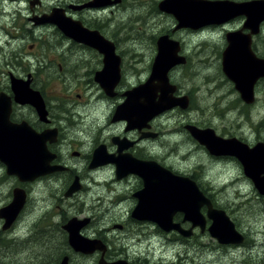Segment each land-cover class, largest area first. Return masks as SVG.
I'll return each instance as SVG.
<instances>
[{"label": "flooded vegetation", "instance_id": "obj_1", "mask_svg": "<svg viewBox=\"0 0 264 264\" xmlns=\"http://www.w3.org/2000/svg\"><path fill=\"white\" fill-rule=\"evenodd\" d=\"M90 1L92 0H58L50 5L49 2L45 0H0V95L6 96L8 101H10L9 121L11 123L25 121L36 133H42V131L46 129H56L57 132H51L49 135L46 146L48 151L54 155V159L50 162V166L59 167L52 173L38 177L33 181L21 182L14 176H8L5 167L0 163V209L6 207L12 201L16 189L23 191L25 194V203L22 210L15 219L11 221L7 228H5L6 220L0 217V264H59L66 255L63 254L62 256L60 255L54 258V256H48L46 251L39 254L33 253L30 249L34 242V245L39 248L41 241H53L55 239L53 233L55 227H58V233L63 238L65 245L69 248L67 233L63 228L69 219L66 220L62 212L54 213L45 209L38 211L34 210L35 207L31 203L32 197L36 195L38 191H48L52 188L59 189V191L61 190L62 196H57V200L60 204L64 205L66 202L75 200L78 196L81 197L82 193L86 192V190L89 192L91 188L102 187L105 186L104 184L112 186L111 189H109L110 191L108 190L112 195L115 194L118 198L122 196L124 197L123 199L130 200L132 203L127 222L125 224L113 226L123 232V240H127L126 243L133 242L137 244L141 241L146 242L153 234V237L157 240L158 248L161 246L164 251L174 250L175 248L178 250L174 254L177 262H165L161 260V257L158 261H152L149 258L152 252L149 249L148 253H146V255L149 254L148 258L143 255L131 256L127 253L120 255V253L111 252L108 243L109 238L105 239V237H103L101 240L96 238L97 234L96 236L90 235L89 239H98L105 246L103 258L107 263L124 260L129 264H187V262H191L192 260L189 254L197 249L192 244V239L198 235L197 232L202 235H208L210 237V242L215 243V247L217 248H234L241 246L244 248L246 245L250 247L251 244L248 242L246 244V235L244 233H239L236 229L235 230L243 237L241 243H219L208 232L210 226L209 220H207L203 231H201L199 227H195L192 229V233L189 236L182 235L175 230L166 232L150 221L135 220L131 217V213L137 203L136 195L141 192L144 187L142 179L133 173L118 178L114 163L109 162L98 165L99 161L96 158L93 163L94 167H89L92 163L93 156L99 149L102 157L121 159L130 156L138 161L153 162L168 170L174 176L188 178L193 181L203 195L209 199L213 208L219 209L216 206V193L210 187L214 177H207L209 173L205 174V166L199 161H197L196 166L192 168L173 164L169 157L177 149L181 156L194 154L196 157H204L214 164L224 167L229 174V184L249 182L253 186L252 182L244 175L243 169L235 157L211 155L204 146L200 145L191 137L190 131L186 127L192 126L200 130L209 129L222 139L236 138L251 148L257 143L264 144V117L259 120L253 118L250 120L251 129L248 130L252 135L249 137L250 140L238 137L234 134H228V132L233 131L227 128L220 129L218 126L214 125L217 124V121H222L225 115L223 113H213L211 106L207 107L206 111L209 114L210 121H213V124L209 121L191 120L189 116L184 117L188 110L192 109L194 105L193 95L182 89L178 79L183 75L184 68L189 64V54L192 51L197 54L198 65L202 64V66H205L209 61H213L212 65L215 67L216 77L209 78L206 76L208 79L206 84L212 85L210 89H216L215 92H209L214 100H217L219 104L222 103V106L235 103L244 106L245 109L248 107V109L253 110L252 108L256 106L259 100L264 101V78H259L253 86V101L250 104L245 103L240 93L236 90L234 83L231 82L222 71V55L229 45L227 40L228 34L241 31L239 33L240 37L245 38L248 35L250 36L247 42H243L244 45L249 46L256 58L264 60V21L260 24V31L258 34L251 35L248 29L243 28L245 17L235 18L228 23L220 25L223 32L217 34L215 43H210V39L206 36H202L201 32L208 28L216 27L206 26L197 30H175L176 21L172 17L173 24L171 28H169V32L167 30L158 37H152L147 42L148 58L145 59L147 52H142V50L137 48H129L128 39H126L125 42V39L121 38L119 34L113 35L105 32L101 26L106 29V22L93 24V20L99 18V15L102 17L106 9L118 7L124 0H109V4L104 7L77 8L86 6ZM161 1H153V5L157 10L158 4ZM228 1L241 4L264 2V0ZM54 9L62 10L66 17L79 22L85 29L98 31L105 41L112 44L114 54L118 58L117 66L119 76V82L116 87L113 88V92L110 91L109 94L106 93L100 83L96 81L98 76L108 80L106 74L101 76L104 67V57L100 51L94 47L67 38L56 26L49 22H43V17L50 15ZM229 24H232L233 27H224ZM35 30H37V32H35ZM193 34H195L193 41L187 44L184 41V37ZM162 36H168L169 39L178 42L179 50L176 54L177 57L181 58L184 62L172 67L167 72V77L169 84L175 88L173 96L176 99L186 98L188 100V107L186 109L175 107L170 111L156 115L153 119L148 121V128L127 130L126 122L114 121L113 117L115 110L125 100L124 95L126 92L139 87L148 79L153 60L157 53V40ZM55 39L56 44H50L52 48L49 47L47 42ZM136 39L137 38H135V40ZM135 40L132 42L133 44L136 43ZM138 43L142 44L143 39L139 38ZM34 47L40 48V53L38 52L36 54L40 57V60L33 53ZM135 49L137 53L133 52ZM49 55H52L54 58L50 59ZM34 57H36L35 62H33ZM141 62L143 65H141ZM33 65H35V68H33ZM50 68L56 72L57 75L55 76H57V79L60 81L62 80L66 87L62 94L65 104L69 103L73 105L74 109L80 105L83 107V110L87 105H92L93 115L103 114L104 119H106L105 129L107 132L101 134V132H95L96 130L92 129V135L89 140L90 147L88 150H71L70 145L73 143L70 142L67 143V146H64L66 141V133L64 130H70L72 127H76L73 126L76 125V118L72 115V111L67 110L68 105L66 106L64 104V106H59L60 104H58V106L52 107V104L47 100L48 97L44 91L45 87L43 86L48 83V71L51 70ZM139 72L141 73L140 79L137 78ZM42 73L45 74L42 75ZM135 77L136 80H133ZM12 80H18L20 82L28 81L30 89L40 94L48 112V123L40 122L36 112L29 105H19L14 102L13 93L11 91ZM159 95V92H156V101H158ZM212 97L210 99H212ZM175 113L176 115H174L172 121L168 122V125L173 124V127L163 131L160 124L161 120ZM235 113L237 117L242 115L243 118H245L243 113L239 111ZM255 113L256 110L253 114ZM198 122H202V125L198 124ZM102 126H104V124ZM162 132L168 134L167 136L170 138L169 141L163 142L166 136H164ZM238 132L243 131L239 130ZM162 151H164L163 155L165 156L162 155ZM66 152H70V157L64 156ZM70 160H74V162ZM75 162L81 164L84 170L83 173H80L77 167H75ZM237 169L240 173L236 172ZM86 176L90 177L88 187L83 181ZM99 176L105 177L106 180L104 179V181H102L104 184L96 182ZM76 179L78 190L70 196H66L68 189ZM255 191L257 192L256 189ZM86 195L84 200H88L89 198V194L86 193ZM61 200H63V202ZM78 202H80V200H78ZM201 213L205 216L206 208L203 207ZM76 214H78L79 217L72 218L80 220L88 219V223L80 231L81 235L86 237L84 233L92 226L94 217H86L87 213L84 211L83 207L76 210ZM182 219L183 215L181 213H176L172 218V223H178L183 230H188L191 226L190 223L183 222ZM146 223L149 226L151 225V233L144 234V230L147 228ZM48 228H51V231ZM106 231L108 232L109 230L107 229ZM22 233H24L25 236L22 235ZM39 235L47 236L48 238L41 239ZM109 237L114 238L112 235ZM150 242L151 244L153 243V241H148V243ZM15 246H23V248L29 252V255L27 257H19L20 255L14 256L13 254L20 253L12 249L10 250L11 247ZM50 247L52 248V246ZM69 250L72 254L67 255L69 264H81L73 260V255L86 260V263L82 264H98L101 256L100 251H95L90 255H83L73 252L70 248ZM5 257L17 258L5 262L3 260Z\"/></svg>", "mask_w": 264, "mask_h": 264}, {"label": "water", "instance_id": "obj_2", "mask_svg": "<svg viewBox=\"0 0 264 264\" xmlns=\"http://www.w3.org/2000/svg\"><path fill=\"white\" fill-rule=\"evenodd\" d=\"M108 1L92 0L86 6L77 8L104 7L109 4ZM158 10L175 19V30L220 26L235 18L245 17L243 28L248 29L251 35H255L260 31V24L264 21V2L241 4L228 0H162L158 4ZM43 22L53 24L63 35L75 42L98 49L104 57L101 76L106 74L108 80L98 76L96 81L106 93L113 92V88L119 82V76L118 58L114 54L112 44L105 41L98 31L87 30L79 22L66 17L62 10L54 9L50 15L43 17ZM240 32L227 36L229 45L222 55V71L234 83L243 101L250 104L253 101L255 82L259 78H264V60L256 58L249 46L244 45L243 42H247L250 36L240 37ZM178 50V42L169 39L168 36L158 38L157 53L148 79L144 84L125 93V100L115 110L114 121L126 122L127 130H140L148 128V121L158 114L175 107L181 109L188 107L186 98L176 99L173 96L175 88L169 84L167 77V72L172 67L184 62L177 57ZM11 91L16 104L29 105L36 112L40 122L48 123L44 101L37 91L30 89L28 81H13ZM156 92L160 94L158 101L155 100ZM9 113L10 101L6 96L0 95V163L5 167L6 174L16 177L21 182H29L57 170L59 167L50 166L54 155L46 146L51 132L57 130L46 129L42 133H36L25 121L11 123ZM186 128L189 129L191 137L204 146L211 155L235 157L258 194L264 196L263 143H257L249 148L236 138L222 139L209 129L200 130L192 126ZM101 157L99 149L93 156L89 168L94 167L96 158L99 161L98 165L114 163L118 178L133 173L142 179L144 187L136 195L137 203L131 213L133 219L150 221L166 232L175 230L185 236H189L195 227L203 231L209 220L208 232L219 243L239 244L243 241V237L235 230L225 211L213 208L209 199L188 178L174 176L153 162L138 161L130 156L121 159ZM76 183L77 179L68 189L66 196L78 190ZM24 203V192L16 189L12 201L0 209V217L6 220L5 228L19 214ZM203 207L206 208L205 216L201 213ZM176 213L183 215V222L190 223L188 230H183L178 223H172ZM87 223L88 219L72 218L63 227L67 233L68 246L73 252L90 255L100 251L98 264H129L124 260L107 263L103 258L105 246L102 242L81 235L80 231ZM68 262V256H64L59 264H69Z\"/></svg>", "mask_w": 264, "mask_h": 264}, {"label": "rangeland", "instance_id": "obj_3", "mask_svg": "<svg viewBox=\"0 0 264 264\" xmlns=\"http://www.w3.org/2000/svg\"><path fill=\"white\" fill-rule=\"evenodd\" d=\"M45 1H48L51 5L58 0ZM153 1L154 0H124L118 7L106 9L102 17L99 15V18L93 20V24L106 22V29L101 26L105 32L113 35L119 34L121 38L125 39V42L126 39H128L129 48H137L142 50V52H147V55L145 56L146 59L148 58L147 42L152 37H158L161 33L167 30L169 32V28H171V25L173 24L172 16L157 10L153 5ZM156 1L159 2L161 0ZM214 27L216 28H208L201 32L202 36H206L210 39V43H215L217 34L223 32L220 26ZM224 27L231 28L233 26L232 24H229ZM35 32H37V30H35ZM194 36L195 34L187 35L184 37V41L187 44H190L193 41ZM135 38L137 39L135 40ZM139 38L143 39L142 44L138 43ZM134 40L136 41L135 44L132 43ZM47 43L49 47L52 48L50 44H56V39L48 41ZM33 49L34 55L38 52L40 53V48L34 47ZM133 52L137 53L136 49ZM189 56V64L184 68L183 75L178 79L182 89L193 95L194 105L192 106V109L188 110L184 117L189 116L191 120L209 121L213 124V121H210L211 119L206 111V108L211 106L213 113H223L225 115L222 121H217V124L214 125L218 126L220 129L227 128L230 131H233L228 132V134H234L238 137L250 140L249 137L252 136L251 132H248V130L251 129L250 120L252 118L259 120L264 117V101L259 100L256 106L252 108L253 110L248 109V107L245 109L244 106L235 103H229L228 105L222 106V103L219 104L217 100H214V98L210 96L209 92H215L216 89H210L212 85L206 84V81L208 80L206 76L209 78L216 77V70L212 65L213 61H209L205 66H202V64H197L196 53L191 51ZM35 58L36 57L33 58V62H35ZM37 58L40 60L39 56H37ZM49 58L53 59L54 57L49 55ZM141 65H143L142 62ZM33 68H35V65H33ZM50 69L51 70L48 71V83L43 86L45 87L44 91L48 97L47 100L52 104V107L58 106V104H60L59 106H64L65 101L62 94L66 87L62 80L60 81L57 79V76H55L57 75L56 72H54L52 68ZM44 74L45 73H42V75ZM140 75L141 73L139 72L138 79H140ZM133 80H136V77ZM211 97L212 99H210ZM65 105H68L67 110L72 111V115L76 118V125H73L76 127H72L70 130H64L66 133L64 146H67V143L70 142L73 143L70 145L71 150H88L90 147L89 140L92 135V129L96 130L95 132H101V134L107 132L105 129L106 119H104V115H93L92 105H87L86 108L84 107V110L80 105L75 109L73 108V105L69 103ZM255 110L256 113L253 114ZM237 111L243 113L245 118H243L242 115L237 117L235 113ZM174 115H176V113L161 120L160 124L163 131L173 127V124L168 125V122L172 121ZM103 124L104 126H102ZM198 124L202 125V122H198ZM239 130H242L243 132H238ZM162 133L166 136L163 139V142L165 143L169 141L170 138L167 136L168 134H166V132ZM163 153L164 151H162V155ZM64 156L70 157V152L64 153ZM169 159L173 164L186 168L196 166L197 161L204 164L206 169L205 174L209 173V175L206 176L208 178L214 177L211 181L212 184L210 187L215 191L217 196L216 206L226 212L234 223L235 229L239 233H244L246 235V244L247 242L251 244L250 247L245 244L246 246L244 248L242 246L234 248H217L215 247V243L210 242V237L208 235H202L197 232L198 235L192 239V244L197 249L189 254L192 260L191 262H187V264H264V196L259 195L249 182L229 184V174L224 167L214 164L204 157L199 158L194 154L181 156L176 149ZM70 161L74 162V160ZM75 163V167H77L80 173H83L84 170L81 164L77 162ZM236 172L240 173L238 169ZM104 179V176H99L96 182L102 183ZM83 181L88 187L90 177L86 176ZM104 185L105 186L102 187L91 188L89 192L86 190V192L82 193L81 197L78 196L75 200L66 202L64 205L60 204L57 200V196H62L61 190L59 191V189L53 188L48 191L42 190L38 191L36 195L32 197L31 203L35 207L34 210L37 211L45 209L54 213L62 212L64 213V218H66V220H70L72 217H79L78 214H76V210L83 207L84 211L87 213L86 217H94L92 226L84 233V235L89 238L90 235L96 236L97 234L96 238L98 239L103 237H105V239L109 238L108 243L112 253L116 252L120 253V255L127 253L131 256L143 255L148 258L149 254L146 255V253H148L149 249L153 253L149 255V258L152 261H158L161 257V260L165 262H177L176 257L174 256L178 251L177 248L166 251H164L161 246L158 248L157 240L153 237V234L146 242L141 241L137 244L133 242L126 243L127 240H123V232L113 226L125 224L127 222L132 203L130 200L123 199L124 197L122 196L121 198H118L117 195H112L109 192L111 185ZM86 193L89 194L88 200H84V197L87 196ZM78 200H80V202H78ZM61 201L63 202V200ZM56 205L59 206V209ZM146 225L147 228H145L144 234L151 233V225L149 226L147 223ZM48 229L51 231V228ZM107 229L109 230L108 232L106 231ZM57 230L58 227H55L53 232L55 239L53 241H41L39 248L34 245V242L30 251L39 254L46 251L48 256H54V258L60 255L62 256L63 254H71L69 248L65 245L63 238ZM22 235H24V233H22ZM110 235L114 236V238L109 237ZM39 237L41 239L48 238L47 236L41 235H39ZM148 241H153V243H148ZM50 246H52V248ZM11 249L20 252L19 254H13L14 256L20 255L19 257H27L29 255V252L25 250L23 246H15L11 247L10 250ZM15 258L17 257H5L3 260L6 262ZM73 260L81 264L86 263V260L78 258L75 255H73Z\"/></svg>", "mask_w": 264, "mask_h": 264}, {"label": "bare ground", "instance_id": "obj_4", "mask_svg": "<svg viewBox=\"0 0 264 264\" xmlns=\"http://www.w3.org/2000/svg\"><path fill=\"white\" fill-rule=\"evenodd\" d=\"M112 187V186H111Z\"/></svg>", "mask_w": 264, "mask_h": 264}]
</instances>
